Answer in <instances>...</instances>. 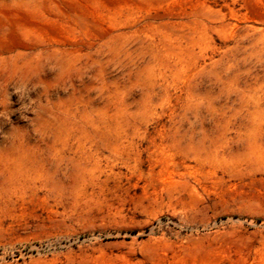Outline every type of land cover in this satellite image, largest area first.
<instances>
[{"label": "rangeland", "instance_id": "1", "mask_svg": "<svg viewBox=\"0 0 264 264\" xmlns=\"http://www.w3.org/2000/svg\"><path fill=\"white\" fill-rule=\"evenodd\" d=\"M0 264H264V0H0Z\"/></svg>", "mask_w": 264, "mask_h": 264}]
</instances>
